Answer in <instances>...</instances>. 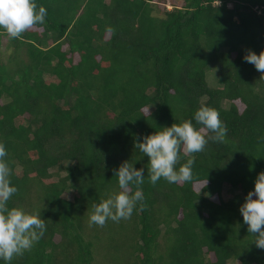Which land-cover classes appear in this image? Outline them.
I'll use <instances>...</instances> for the list:
<instances>
[{
  "label": "trees",
  "instance_id": "16d2710c",
  "mask_svg": "<svg viewBox=\"0 0 264 264\" xmlns=\"http://www.w3.org/2000/svg\"><path fill=\"white\" fill-rule=\"evenodd\" d=\"M153 1L35 0L44 23L15 39L0 29V143L18 188L8 206L47 225L12 264H264L239 211L264 172V75L243 58L264 51V0ZM202 106L226 142L182 148L191 181L151 184L135 144L186 120L211 135L193 119ZM124 161L145 168L143 203L90 224Z\"/></svg>",
  "mask_w": 264,
  "mask_h": 264
},
{
  "label": "clouds",
  "instance_id": "9594fccd",
  "mask_svg": "<svg viewBox=\"0 0 264 264\" xmlns=\"http://www.w3.org/2000/svg\"><path fill=\"white\" fill-rule=\"evenodd\" d=\"M47 9L38 7L35 0H0V29L10 38H19L34 25L44 23ZM244 60L255 66L264 75V51L257 54L248 50ZM192 120L164 126L162 130L143 136L135 147L148 158L147 173L151 184L161 179L168 183L192 180L194 158L177 168L182 148L191 154L204 151L209 141L224 143L227 127L217 110L208 106L198 108ZM6 146L0 143V264H12L14 257L30 251L47 231L41 212L30 213L23 208L9 207L8 202L18 188L11 183V168L6 160ZM124 161L115 171L120 191L94 206L89 223L103 226L108 220L119 222L132 216L138 204L145 197L142 186L145 183V168ZM136 186L132 191L131 186ZM247 231L253 236L257 248L264 249V172L257 175L254 187L248 191L239 209Z\"/></svg>",
  "mask_w": 264,
  "mask_h": 264
},
{
  "label": "rangeland",
  "instance_id": "374dc122",
  "mask_svg": "<svg viewBox=\"0 0 264 264\" xmlns=\"http://www.w3.org/2000/svg\"><path fill=\"white\" fill-rule=\"evenodd\" d=\"M153 2L156 6H158V9L161 11L170 10L173 8L174 5L181 6L183 4V0H154ZM7 42L8 41H7L6 37L2 38V48L3 49H4V46ZM212 76H213L212 74L208 75V77H209L208 80L210 83H212V79H213ZM56 239H58V236L56 237Z\"/></svg>",
  "mask_w": 264,
  "mask_h": 264
}]
</instances>
